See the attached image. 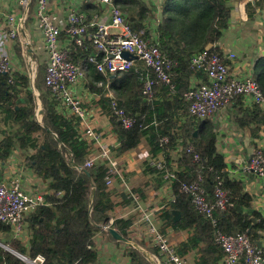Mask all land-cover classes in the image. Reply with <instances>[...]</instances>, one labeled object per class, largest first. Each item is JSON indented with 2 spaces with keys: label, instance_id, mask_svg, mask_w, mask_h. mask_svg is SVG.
I'll return each mask as SVG.
<instances>
[{
  "label": "trees",
  "instance_id": "obj_1",
  "mask_svg": "<svg viewBox=\"0 0 264 264\" xmlns=\"http://www.w3.org/2000/svg\"><path fill=\"white\" fill-rule=\"evenodd\" d=\"M113 3L125 16L129 14L133 31L157 45L165 60L173 63L175 77L171 85L163 83L156 88V96L161 98L147 100L143 95L144 80L155 76L149 69L143 77L135 69L118 73L115 78L98 71L101 58L91 60L95 53L90 36L95 28L88 19L84 18L88 25L85 45L76 48L71 44L69 57L85 70L87 90L98 98L95 104L110 117L119 141L118 155L138 148L143 139L147 141L151 158L143 163L142 173L148 179L130 195L123 196L121 203L114 200L109 182L118 178L117 173L101 162L86 166L91 144L81 134V119L61 110V102L47 88L46 65L39 64L34 82L43 109L41 123L36 120V94L29 74L0 73V117L6 127L1 132L0 162L19 150L24 164L48 183L45 202L26 219L29 248L17 240H11L9 248L30 259L42 255L44 264H94L98 259L95 237L102 227L113 228L124 240L129 239L131 220L114 219L116 207L131 206L136 193L144 199L148 191L166 185L171 188L174 201L162 213L159 228L163 235H167L168 229L190 233L187 241L176 248L180 257L195 253V264H219L223 254L216 242L218 232L246 234L259 247L264 240V218L253 208L254 197L241 181L229 176L225 158L217 149L213 119L193 117L185 99L193 76L200 82H211L206 73L192 69L191 59L195 54L204 51L217 54L227 63L220 45L231 20L228 0H165L156 38L150 35L145 23L157 16L145 2L113 0ZM257 8L264 16V0H255L246 6L249 19H254ZM15 50L25 66L21 43H17ZM254 78L264 95V57L257 61ZM109 90L116 93L115 98L107 96ZM233 101L241 107L240 97ZM114 107L125 110L134 120L131 129L122 126ZM183 117L186 120L180 123ZM236 118L242 128H249L254 138L259 135L258 124L264 125V111L258 105L253 110L240 108V116ZM165 138L168 143L164 142ZM177 149L180 151L174 159L172 152ZM184 184L204 190L211 204L215 203V192L220 187L227 192L229 202L224 210L215 208L211 216L202 214L191 196L182 191ZM10 232L11 227L0 222V235ZM128 254L131 264H151L133 247ZM0 264L26 263L0 247Z\"/></svg>",
  "mask_w": 264,
  "mask_h": 264
},
{
  "label": "built area",
  "instance_id": "obj_2",
  "mask_svg": "<svg viewBox=\"0 0 264 264\" xmlns=\"http://www.w3.org/2000/svg\"><path fill=\"white\" fill-rule=\"evenodd\" d=\"M33 1L18 0L19 6L24 10L23 17L19 21L14 15L0 11V73L7 74L13 71L10 53L17 43H21L20 23L25 24L32 14L43 41L42 54L44 65H46V86L58 98L62 107L71 115L81 119V134L88 143L91 146H98V154L91 155L86 161V166L92 167L101 162L118 175V164L112 159L111 152L119 141L115 139L114 134H104L90 123L89 111L84 106L87 100L79 91L80 88L85 89L83 87L85 70L70 60L69 52L62 47L60 42V37L65 33L70 44H74L76 48L84 47L88 38V25L84 22L83 15L76 12H70L65 19L54 16L49 11V0H36L34 10L31 11ZM94 1L107 7L111 22H91L90 26L95 28L90 36L95 53L91 60L100 56L101 62L98 63L97 69L107 77L127 73L136 67V61L141 62L155 75L147 77L143 87V95L147 100H152L160 84L171 85L174 77L173 63L165 60L157 45L144 40L141 34L133 31L127 17L115 7L113 0ZM123 52H128L132 59L124 58ZM235 58L234 54L227 55L226 63L219 55L209 54L206 51L192 57V69L195 72L203 71L211 81L210 84L199 81L197 84H192L187 91L185 99L189 103V111L193 117L200 120L210 118L237 97L250 99L258 106L264 105L263 92L254 74L251 73L252 71L246 79L239 80L230 77L229 63ZM30 61L27 67L28 74L31 65L36 64L35 75L30 76L29 74L32 81L37 76L39 64L33 60V57ZM113 109L122 126L127 130L131 129L134 120L127 116L125 110L117 107ZM101 111L98 115L105 117ZM105 135H107L106 139ZM164 142L168 143V138H165ZM245 171L264 177V156L260 151H257L246 164ZM170 176L174 177L173 174ZM168 177L166 175V178ZM182 191L191 196L198 212L208 216L213 214L215 208L224 210L229 202L227 192L220 187L216 189L214 204L208 202L204 196V190L196 185L184 184ZM136 196L139 195L133 196V204L136 203ZM44 202L41 196L27 192L16 180L9 183L0 182V222L11 227L14 239L22 237L28 225L26 221L28 215ZM134 210L139 214L136 215L133 224H145L146 233L158 249L159 257L153 263L188 264L185 258L180 257L168 238L160 232L158 210L139 209L138 207ZM216 242L222 250V264H264V253L252 243L246 234L227 235L218 232ZM22 259L26 264H44L45 262V257L42 255H38L35 259L22 256Z\"/></svg>",
  "mask_w": 264,
  "mask_h": 264
},
{
  "label": "crops",
  "instance_id": "obj_3",
  "mask_svg": "<svg viewBox=\"0 0 264 264\" xmlns=\"http://www.w3.org/2000/svg\"><path fill=\"white\" fill-rule=\"evenodd\" d=\"M35 1L36 0L33 1L31 11L34 10ZM142 1L145 2V4L157 16V19L147 20L145 23V27L149 31L150 35L156 38L158 21L161 19L160 13L165 0ZM254 1L255 0H228V5L232 10L231 20L228 30L224 34L220 48L225 60H227V55L229 54H234L236 57L234 61L229 63L230 77L234 79H246L248 78L250 71L254 74L257 61L264 57L263 13H261V10L257 8L254 19L251 20L248 18L246 11V6L249 3H254ZM0 11L4 14L14 15L19 21L23 17L24 10L19 6L18 0H0ZM49 11L51 14L61 19H65L70 12H76L83 15V18L88 19L90 22H111L107 7L101 4L98 5V3L94 0H49ZM126 16L127 20L132 25L129 14L126 13ZM20 40L23 49V61L25 66L22 65L14 48V50L10 53L13 71L28 73L27 67L29 62H31L30 60L32 57L33 60L44 63V56L42 54V36L37 29L35 19L32 14H30V17L25 24L20 23ZM60 42L65 50L68 52L72 50V46L64 34L60 37ZM134 69L136 72L139 71L137 74H141V77H143L144 71H147L146 67L139 61H136V67ZM115 77L116 75H111V78ZM191 82H193V85L197 84L199 79L193 76ZM83 83V87L86 90L80 88L79 91L82 93V96L84 95L83 97L86 98L89 105L87 110L89 111L90 123L104 134H114L115 139L117 140V136L111 125L110 117H107V115L101 111L100 105L98 106L95 104L96 101L99 102L98 98L87 90L85 81ZM157 90L158 89L155 90L153 97L154 99L156 98V100L161 98L156 96ZM107 96L115 98L116 93L109 90ZM240 98L241 107L233 101L220 112L212 116L211 119H213L212 121L215 125V132L217 134V149L218 152L225 158L229 176L232 179L241 181L244 184L246 191L254 197L253 208L264 218V177L245 171L246 164L257 151H260L264 156V125L262 123L258 124L260 130L259 135L256 138L251 135L249 128L244 129L240 126L236 120V117L240 116V108L253 110L256 106L250 99ZM259 107L264 111V105H259ZM61 110L67 112L68 115H71V113H69V111L64 107H61ZM99 111H101L105 117L99 116ZM37 114L38 113H36V120L41 122L40 118L42 119L43 115H40V118H37ZM1 118L2 117H0V141L3 138V134L1 132L6 128L5 124L1 121ZM185 120V117L181 118L180 123ZM106 138L107 135H105V139ZM118 147L119 143L112 149L111 152L112 159L118 164V178L114 179L109 186L113 193V199L121 203L124 201L123 196L130 195L132 190L138 189L144 182L147 181L148 177L142 173V165L146 161H149L150 155L148 156L149 147L145 139L141 141L138 148L122 155H118ZM179 151L180 150L177 149L172 152L174 159L179 154ZM98 152V146L92 145L90 156H96ZM23 160L22 153L19 150H16L10 158L6 161L0 162V182L9 183L16 180L27 192L41 196L44 201V195L47 194L48 190V183L28 168L24 164ZM148 196H150V198H147ZM140 199L142 200L141 197ZM143 200L149 205V207H144L145 209L152 210L154 208L158 210V223L161 228V215L164 212L163 210L170 208V202L174 201L171 188L169 185H166L159 190H150L146 194V198ZM151 206H153V208H151ZM136 207V203H132L131 206L120 204L116 207L113 214L114 219L122 218L124 220H131L129 239L125 241L116 239L110 233L109 230L111 228L108 226L104 227L102 231L96 234L95 244L98 259L94 264H131V258L128 254L130 247L142 252L151 264H154L153 262L155 259L159 257V252L156 254L153 253L152 250L157 248L153 245L151 238L146 233L145 224H133L136 215L139 214V212L134 210ZM177 217L178 215L176 214L175 218ZM29 234L30 231L27 225L25 232L19 239H14L11 232L0 235V244L9 248L8 245L11 240H17L23 243L26 248H29ZM189 235L190 233L188 231L176 232L172 229H168L167 235L165 236L168 238L170 243L177 248L179 245L187 241ZM0 247L3 248V246ZM262 248L264 250V240ZM9 251H11L10 253L18 259L23 261L22 256L24 255L13 251L12 249ZM195 258V253L185 256L188 264H195ZM219 264H222V259Z\"/></svg>",
  "mask_w": 264,
  "mask_h": 264
},
{
  "label": "rangeland",
  "instance_id": "obj_4",
  "mask_svg": "<svg viewBox=\"0 0 264 264\" xmlns=\"http://www.w3.org/2000/svg\"><path fill=\"white\" fill-rule=\"evenodd\" d=\"M231 56V55H230ZM38 64H44L43 62H41V61H38ZM36 64H32L31 65V67H30V69H29V74H30V76L31 75H35V73H36V66H35ZM34 68V69H33ZM33 69V70H32ZM29 76V77H30ZM36 92V97H37V103H38V107H37V110L39 111L41 108H42V106H41V102L38 100V98H39V93L37 92V91H35ZM86 104H88V103H86ZM86 104H85V107H86V109H88V107H89V105H87L86 106ZM42 116V115H41ZM37 118H40V114L38 113L37 114ZM40 121H41V118H40ZM117 171H118V169H117ZM146 198V197H145ZM147 198H150V196H148ZM135 200H136V204H137V207L139 208V209H143L144 207H149V205L148 204H146V202L142 199H139V196H136L135 197ZM151 208H153V206H151ZM164 211V210H163ZM102 228H104V227H102ZM1 243V242H0Z\"/></svg>",
  "mask_w": 264,
  "mask_h": 264
},
{
  "label": "water",
  "instance_id": "obj_5",
  "mask_svg": "<svg viewBox=\"0 0 264 264\" xmlns=\"http://www.w3.org/2000/svg\"><path fill=\"white\" fill-rule=\"evenodd\" d=\"M211 48V45L208 47V49H210ZM31 51V50H30ZM122 56L124 57V58H126V59H132V56L128 53V52H123L122 53ZM256 57V56H255ZM35 79H36V77L31 81V85H32V87H33V90H34V92L36 91L35 90V87H34V82H35ZM35 94H36V92H35ZM39 96V95H38ZM38 100L40 101V98H38ZM37 102V101H36ZM37 105H38V103H37ZM38 113L40 114V115H43V109L41 108L39 111H38ZM41 122H42V119H41ZM40 122V123H41ZM87 173V175H89L90 173L89 172H86ZM61 196H63V194H61ZM177 213H175V215H176ZM178 215V214H177ZM178 218V217H177ZM110 233L116 238V239H118V240H121V241H125L117 232H116V230L115 229H113V228H111L110 230ZM0 246H3V248H5V249H7V251H9L10 249L7 247V246H4V245H1L0 244ZM259 247H262V244H259ZM9 252H11V251H9Z\"/></svg>",
  "mask_w": 264,
  "mask_h": 264
}]
</instances>
